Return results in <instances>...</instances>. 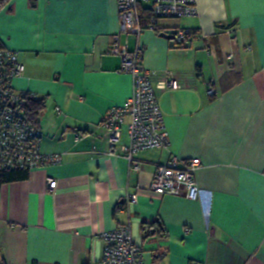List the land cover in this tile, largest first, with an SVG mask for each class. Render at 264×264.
Listing matches in <instances>:
<instances>
[{
    "label": "crops",
    "instance_id": "obj_1",
    "mask_svg": "<svg viewBox=\"0 0 264 264\" xmlns=\"http://www.w3.org/2000/svg\"><path fill=\"white\" fill-rule=\"evenodd\" d=\"M196 3L198 16L157 21L140 38L154 87L166 73L182 86L156 89L169 146L139 151L140 172L118 150L130 118L115 148L101 127L133 89L111 50L117 0H12L2 10L0 42L26 69L13 86L45 100L41 150L61 161L0 186V263L103 264L99 235L130 225L141 264H264V0ZM178 29L194 32L186 48L160 36ZM119 38L135 48L132 36ZM175 156L200 158L195 200L150 189L156 166ZM130 193L138 202L121 211ZM160 225L166 237L144 236L142 226Z\"/></svg>",
    "mask_w": 264,
    "mask_h": 264
},
{
    "label": "built area",
    "instance_id": "obj_2",
    "mask_svg": "<svg viewBox=\"0 0 264 264\" xmlns=\"http://www.w3.org/2000/svg\"><path fill=\"white\" fill-rule=\"evenodd\" d=\"M120 15V34L130 35L136 41L135 48L128 50L119 44V35L114 37L111 50L120 56V72L132 78V93L126 101L113 106L103 116L101 127L105 130V141L110 148H115L121 137V125L129 117V144L119 145L118 150L129 162L131 169L140 172L143 168L135 156L139 151L151 148H167L169 133L164 122L156 94L162 91L182 89L170 73L154 87L150 70L143 66V48L140 38L146 30L141 24L139 7L149 5L155 20L181 19L196 17L199 14L196 0H117ZM194 32L178 29L174 32L177 48H186L189 37ZM231 57V55H228ZM25 65L18 53L7 48H0V173L14 170L28 172L49 165L58 164L61 154L44 153L41 150V128L34 125L27 114V103L36 98L34 93L18 91L13 86L16 77L22 75ZM209 96L216 95L215 80L206 83ZM201 166L200 158L183 160L171 158L166 164L157 165L150 189L161 195H183L195 200L200 195L195 174ZM48 189L55 192L57 180H48ZM120 205L121 211L129 212L138 202L136 193L128 194ZM185 231H190L185 228ZM104 242L103 264H141V246L135 241L131 226H118L99 235ZM196 264V263H192Z\"/></svg>",
    "mask_w": 264,
    "mask_h": 264
},
{
    "label": "trees",
    "instance_id": "obj_3",
    "mask_svg": "<svg viewBox=\"0 0 264 264\" xmlns=\"http://www.w3.org/2000/svg\"><path fill=\"white\" fill-rule=\"evenodd\" d=\"M12 0H0V13L2 10L11 2ZM139 12L141 18V24L145 29L152 28V29H157V21L155 20V17L153 16L152 10L150 7H146L144 5L139 7ZM158 30V29H157ZM4 45L0 42V48H3ZM45 100L43 98L38 99V98H33L30 99L29 102L27 103V114L29 116L30 121L39 127V116L42 112V110L45 107ZM28 171L27 170H14L12 171H7L0 173V186L2 183L7 182V181H15V180H21L25 179L28 176ZM142 229L144 230V236L148 237L154 232H158L159 236L166 237L165 230L161 227V225L158 227L157 230H148L146 227L142 226ZM0 264H6L5 261H2Z\"/></svg>",
    "mask_w": 264,
    "mask_h": 264
},
{
    "label": "water",
    "instance_id": "obj_4",
    "mask_svg": "<svg viewBox=\"0 0 264 264\" xmlns=\"http://www.w3.org/2000/svg\"><path fill=\"white\" fill-rule=\"evenodd\" d=\"M160 36H162L164 38H167V39H174L175 38V35L174 34H168L166 32H161L160 33Z\"/></svg>",
    "mask_w": 264,
    "mask_h": 264
},
{
    "label": "rangeland",
    "instance_id": "obj_5",
    "mask_svg": "<svg viewBox=\"0 0 264 264\" xmlns=\"http://www.w3.org/2000/svg\"><path fill=\"white\" fill-rule=\"evenodd\" d=\"M162 20H167V21H162ZM178 19H159L158 21H161V23H174Z\"/></svg>",
    "mask_w": 264,
    "mask_h": 264
}]
</instances>
